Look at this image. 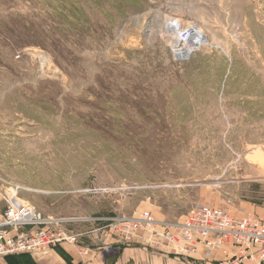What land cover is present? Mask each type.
Returning a JSON list of instances; mask_svg holds the SVG:
<instances>
[{
	"label": "rangeland",
	"instance_id": "obj_1",
	"mask_svg": "<svg viewBox=\"0 0 264 264\" xmlns=\"http://www.w3.org/2000/svg\"><path fill=\"white\" fill-rule=\"evenodd\" d=\"M257 152L264 0H0V213L15 194L77 238L196 203L238 216L264 204Z\"/></svg>",
	"mask_w": 264,
	"mask_h": 264
},
{
	"label": "built area",
	"instance_id": "obj_2",
	"mask_svg": "<svg viewBox=\"0 0 264 264\" xmlns=\"http://www.w3.org/2000/svg\"><path fill=\"white\" fill-rule=\"evenodd\" d=\"M177 37L191 46L190 51L199 44L192 40L190 27H180ZM14 195L5 199L6 206L0 213V264L8 256L36 254L63 243H76L77 235L62 226L67 219L46 216ZM96 219L103 221L101 229L118 239L128 241L137 235L149 245L181 257L193 259L202 246L204 258L218 250L224 256L222 261L264 264V218L252 214L234 216L209 203H196L176 224L158 222L147 210L128 218Z\"/></svg>",
	"mask_w": 264,
	"mask_h": 264
},
{
	"label": "crops",
	"instance_id": "obj_3",
	"mask_svg": "<svg viewBox=\"0 0 264 264\" xmlns=\"http://www.w3.org/2000/svg\"><path fill=\"white\" fill-rule=\"evenodd\" d=\"M234 205L240 207L238 209L234 207L235 215L252 214L264 218V204L258 205L239 200ZM213 206L218 207V205ZM85 227L89 230L76 232L80 236L77 238V244L63 243L36 254L12 255L2 262L3 264H25L24 258L32 257L34 264H234L222 261L224 256L218 250L212 252L208 258H204V247L202 246L194 257L195 259H202V261L194 258L185 259L165 248H155L137 235L131 240L125 241L106 233L101 227L93 228L92 224ZM242 264L255 263L245 261Z\"/></svg>",
	"mask_w": 264,
	"mask_h": 264
},
{
	"label": "bare ground",
	"instance_id": "obj_4",
	"mask_svg": "<svg viewBox=\"0 0 264 264\" xmlns=\"http://www.w3.org/2000/svg\"><path fill=\"white\" fill-rule=\"evenodd\" d=\"M176 25L173 24V27H175ZM193 30V29H192ZM192 32V31H191ZM192 35L193 37L197 40L198 39V34H197V31L194 30L192 32ZM252 158L258 160V161H264V154L263 153H260V152H257Z\"/></svg>",
	"mask_w": 264,
	"mask_h": 264
}]
</instances>
